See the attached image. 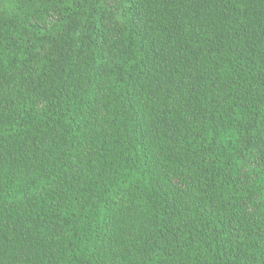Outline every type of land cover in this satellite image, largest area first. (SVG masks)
Returning a JSON list of instances; mask_svg holds the SVG:
<instances>
[{"label": "trees", "instance_id": "obj_1", "mask_svg": "<svg viewBox=\"0 0 264 264\" xmlns=\"http://www.w3.org/2000/svg\"><path fill=\"white\" fill-rule=\"evenodd\" d=\"M0 264H264V0H0Z\"/></svg>", "mask_w": 264, "mask_h": 264}]
</instances>
